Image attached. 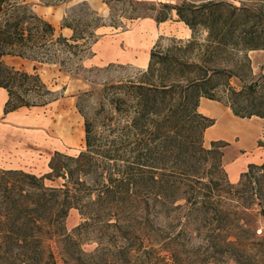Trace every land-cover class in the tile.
Wrapping results in <instances>:
<instances>
[{
    "label": "trees",
    "instance_id": "trees-1",
    "mask_svg": "<svg viewBox=\"0 0 264 264\" xmlns=\"http://www.w3.org/2000/svg\"><path fill=\"white\" fill-rule=\"evenodd\" d=\"M103 1L111 12H125L127 19L152 16L148 10L154 9V19L162 22L175 10L191 36L172 38L165 48L156 44L145 70L98 90L92 112L86 110L91 92L79 95L84 150L76 155L53 152L42 175L0 168V264H59L53 248L57 240L73 264H89V259L92 264L99 260L117 264L99 241L93 250H84L74 232L95 216H112L104 225L121 227L113 216L127 210L148 214L157 204L160 208L187 200L180 197L185 193L180 190L191 178L213 181L212 175H199L196 166L203 158H212L211 167L220 171L221 147L227 143L212 140L210 147L203 145L204 132L215 119L198 111L201 97L224 100L235 116L264 118V73L254 78L248 55L264 50V0ZM119 24L112 15L109 25ZM105 25L96 11L82 4L63 17L60 30H71L66 36L35 13L31 4L0 0V87L8 92L4 113L56 100L38 72L39 65L59 64L78 71L82 55L96 41V30ZM200 33H205L201 39ZM4 55L30 60L32 71L6 64ZM233 78L241 83L238 87L231 84ZM29 95L31 99H26ZM255 169L264 170V162L249 163L240 180ZM46 179L62 181L47 185ZM251 205H241L247 220L241 217L242 222L224 236V259L234 264H264V229L257 233V214L248 211ZM72 208L84 221L68 234L63 221ZM258 214H264V207ZM122 249V262L146 264L143 256L149 249L140 255Z\"/></svg>",
    "mask_w": 264,
    "mask_h": 264
},
{
    "label": "rangeland",
    "instance_id": "rangeland-1",
    "mask_svg": "<svg viewBox=\"0 0 264 264\" xmlns=\"http://www.w3.org/2000/svg\"><path fill=\"white\" fill-rule=\"evenodd\" d=\"M23 1L31 4L35 13L52 22L58 31L63 17L82 4L96 11L106 24L96 30V41L90 43V48L82 55L78 71H70L59 64L39 65L38 72L42 80L58 98L45 105L22 106L23 113L17 121L5 125L0 132V168L21 169L42 175L48 171V161L53 152L76 155L85 149L84 118L77 106L81 93L91 92L86 97V110L92 112L97 106L98 90L105 84L126 80L145 70L149 52L156 44L165 48L172 38L186 40L191 36V30L179 19L175 10L168 13L165 21L157 22L153 17L157 13L154 9L148 10L152 16L127 19L125 12L120 9L112 13L103 0ZM144 1L180 3L189 0ZM229 1L237 4L241 0ZM256 1L247 0L248 3ZM112 15L120 21L117 27L109 25ZM60 31L66 36L71 35L69 29ZM204 35L200 33L198 36L201 39ZM248 55L252 75L256 78L264 73V69H261L264 65V50L250 51ZM24 67L30 69L28 64H24ZM231 84L238 87L241 83L233 78ZM31 97L26 96V99ZM213 101L220 107L218 113L211 115L215 122L217 120L214 132L228 128L234 133L231 141L222 140L227 144L221 147L223 155L220 171L211 167L212 158H203L201 164L196 166L199 175H212L213 181L206 184L207 178H202V181L191 178V181L182 184L180 190L182 193L185 191L180 197L187 196V200L180 198L160 208L157 204L158 208L148 214L127 210L117 214V217L113 216L121 221V227L104 225V221L112 216H95L89 219L91 223L88 226L74 232L84 217L78 209L72 208L63 221L64 231L68 234L74 232V240L86 251L93 250L99 241L113 253L112 259L117 264H120V257L124 255L122 248L125 247L139 255L144 249H149L143 256L146 264H234L224 259V236L231 233L228 231L236 223L242 222L241 217L247 220L242 214V204H252L248 211L257 214V233L264 229V214H258L261 206L264 207V170L255 169L246 179L240 180L239 177L236 182H231L226 162L229 156L248 158L259 146H264L261 133L258 131L255 136L252 131L259 125L264 127V118H241L228 108L229 118L224 122V100ZM210 142L208 137H203L205 147H210ZM240 142L244 146L239 152L228 148V145ZM225 153L227 157H224ZM61 181L46 179L45 183L58 185ZM97 187L100 186L93 185L94 189ZM249 223L253 226L251 220ZM61 246L58 240L53 242L58 263L73 264L75 261L63 253ZM97 262L103 263L99 260L95 264ZM89 264H92L90 259Z\"/></svg>",
    "mask_w": 264,
    "mask_h": 264
},
{
    "label": "crops",
    "instance_id": "crops-1",
    "mask_svg": "<svg viewBox=\"0 0 264 264\" xmlns=\"http://www.w3.org/2000/svg\"><path fill=\"white\" fill-rule=\"evenodd\" d=\"M67 29V28H66ZM1 59L8 65L14 66L16 68H21L27 71H32L33 63L25 58L17 57V56H11V55H4L1 57ZM24 64L30 65V69H27L24 67ZM8 98V92L5 88L0 87V132L4 130L5 125H11L14 122L17 121V118L22 115L23 107H20L14 111L8 112L7 114L4 113V105ZM228 106H225L224 108V122H226L229 118L228 113ZM220 107L214 103L212 99L201 97L199 101L198 111L202 114L211 117V115H214L218 113ZM230 109V108H229ZM231 110V109H230ZM217 122V120H216ZM208 128H206L204 132V137H208L209 140H227L231 141L232 136H234L233 131L226 128L223 129L220 132H214L213 128L216 126L215 123ZM253 134L257 136L258 131L261 133L262 138H264V127L260 126L254 128ZM234 138V137H233ZM244 146L243 142H240L238 144H230L228 145V148L230 150H235L239 152V150ZM227 157V153L224 154V157ZM264 162V146H259L253 154L250 157H244V156H234L231 158V156L228 157V160L226 162V171L228 173V178L231 182H236L240 174L244 172L247 168V165L249 163H260Z\"/></svg>",
    "mask_w": 264,
    "mask_h": 264
}]
</instances>
